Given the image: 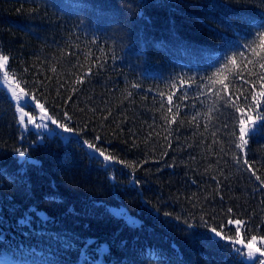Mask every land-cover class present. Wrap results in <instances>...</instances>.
Masks as SVG:
<instances>
[{
    "label": "trees",
    "instance_id": "1",
    "mask_svg": "<svg viewBox=\"0 0 264 264\" xmlns=\"http://www.w3.org/2000/svg\"><path fill=\"white\" fill-rule=\"evenodd\" d=\"M262 26V0H0L10 72L76 132L40 141L0 85V264H253L207 236L264 237V130L237 146Z\"/></svg>",
    "mask_w": 264,
    "mask_h": 264
},
{
    "label": "rangeland",
    "instance_id": "2",
    "mask_svg": "<svg viewBox=\"0 0 264 264\" xmlns=\"http://www.w3.org/2000/svg\"><path fill=\"white\" fill-rule=\"evenodd\" d=\"M0 55L9 56L7 54L1 53ZM9 65V60H8ZM8 65L5 69H0V85L5 87L8 91L9 95L13 99V101L16 104L18 115L20 117V108L23 107V112L25 115V124H20L24 131L33 130L36 131L39 134V140L43 141L45 139L46 135H55L59 134L64 139H69L72 135L76 134L75 130L72 132H67L64 130V128L59 127V125L64 124L68 128L73 129L70 125L67 123H64L60 120H58L51 112L50 110L45 106L43 102L40 100H37L34 95L30 94L25 90L19 82L16 80V77L10 72ZM7 72V77H4L2 73ZM13 91H15L16 95H13ZM29 101L27 104H25V101ZM50 118V119H49ZM30 120L34 121V123L30 122ZM52 121H56V123H52ZM245 124L243 125L246 130H251L253 127V122L256 123V119L252 118L250 120H244ZM35 124H46L47 128H36ZM251 131H248V134L245 135V140H248ZM90 152L95 155H99V153H95L93 149H90ZM100 156V155H99ZM106 156V155H105ZM103 157V156H101ZM22 159L25 158V156L21 157ZM104 158V157H103ZM29 159H35L31 156H29ZM112 163V159L110 161L106 160V164ZM133 220V219H132ZM239 220L241 221L240 225H236L235 223H232L236 227L239 228V232L236 236L228 235L226 232H221V237H224L225 240L230 241L228 238H231V241L236 242V247H244L248 242L249 239H245L242 234V225L243 221L240 219H233L232 221ZM220 231V230H217ZM256 241L253 242V246L255 248H262L264 249V241L261 240V237L263 236H255ZM219 238V237H217ZM242 242V243H241ZM247 251V249H245ZM252 262V261H249Z\"/></svg>",
    "mask_w": 264,
    "mask_h": 264
},
{
    "label": "snow or ice",
    "instance_id": "3",
    "mask_svg": "<svg viewBox=\"0 0 264 264\" xmlns=\"http://www.w3.org/2000/svg\"><path fill=\"white\" fill-rule=\"evenodd\" d=\"M262 2H264V0H262ZM262 27H264V26H262ZM252 35L254 37L252 42L245 44V45H241L240 47L246 48L255 54V48L253 47V45L256 44L257 41H260L261 47H264V31L253 33ZM237 52H239V48H237ZM239 55L243 59V56H244L243 52H239ZM228 59H229L228 57H225V67H227ZM8 60H9V58L7 56L0 55V69H5L7 67ZM231 62L235 63V56H233L231 58ZM260 67L264 68V63L260 64ZM53 71H55V69H53ZM2 75L4 77H7V72L2 73ZM261 78L264 79V77H261ZM225 87H226V85H225ZM13 95L14 96L16 95L15 91H13ZM260 95L264 96V92H261ZM168 101H169V103H171V96L168 97ZM28 102L29 101L26 100L25 104H27ZM256 107H259V105H256ZM168 111L171 112V109H169ZM20 113L21 114L19 117V122H20V124L27 127V125L25 124V115L26 114L23 112V107L20 108ZM258 116H260V119L264 120V115H260L258 113ZM165 119H167V117H165ZM249 119H251V118L249 117ZM172 121L173 122L175 121V117L172 118ZM30 122L34 123V121H32V120H30ZM52 123H56V121H52ZM240 124H241V127H240L241 135L239 136V139L241 141V144H238L237 146L241 147V148L244 146V144L247 143V140H245V135L248 134V131H251L252 134H255V132L257 130H264V124L257 125L255 122H253V127L251 130H246V128L243 126L245 124V121L243 119L240 120ZM35 127L36 128H41V127L47 128V125L46 124H43V125L42 124H35ZM59 127L64 128V130L67 132L74 131V129H70L64 124L59 125ZM87 147L90 149H93L95 153H99V155L103 156L105 160L110 161L112 159L110 156H105V153L103 151H101L99 148H96L93 144H87ZM19 155L21 157H23V156H25V153L20 152ZM28 162H31L33 164L36 163L35 161H30V160L25 161V163H28ZM245 163H247L246 160H245ZM257 179H259V177H257ZM229 211H231V209H229ZM25 219H27V217ZM0 223H2V220H0ZM227 223H229V224L235 223L236 225H240L241 221L229 220V221H227ZM204 226L208 227L207 223H205ZM222 231H223V227H221L220 231H217V229L215 227L210 228V235L207 236V240L209 242H213V243L220 245L221 240L225 239L224 237H221ZM234 231H236L238 233L239 228L237 227L236 229H234ZM249 236H250L249 242L244 247H236V242L231 241V238H228L230 240V244L228 246L229 251L232 252L235 257H239L241 259V261H252L253 264H264V249L255 248L253 246V242L256 241V237L250 235V233H249ZM217 237H219L220 239H217ZM261 240L264 241V237H261ZM221 246L223 247V245H221ZM245 249H247V251ZM99 250L100 251H107V249L103 246ZM209 264H213V262L210 261Z\"/></svg>",
    "mask_w": 264,
    "mask_h": 264
}]
</instances>
